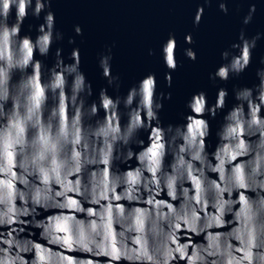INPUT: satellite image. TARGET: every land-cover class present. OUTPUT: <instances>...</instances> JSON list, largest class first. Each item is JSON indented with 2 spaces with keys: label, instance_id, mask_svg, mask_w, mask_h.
Masks as SVG:
<instances>
[{
  "label": "water",
  "instance_id": "obj_1",
  "mask_svg": "<svg viewBox=\"0 0 264 264\" xmlns=\"http://www.w3.org/2000/svg\"><path fill=\"white\" fill-rule=\"evenodd\" d=\"M0 0V264H264V0Z\"/></svg>",
  "mask_w": 264,
  "mask_h": 264
},
{
  "label": "clouds",
  "instance_id": "obj_2",
  "mask_svg": "<svg viewBox=\"0 0 264 264\" xmlns=\"http://www.w3.org/2000/svg\"><path fill=\"white\" fill-rule=\"evenodd\" d=\"M11 0H4V15L7 16V12L10 6ZM24 14V0H20L19 15L22 17Z\"/></svg>",
  "mask_w": 264,
  "mask_h": 264
}]
</instances>
